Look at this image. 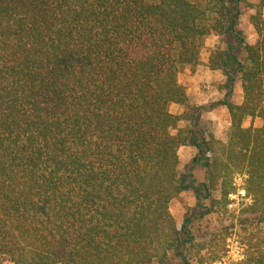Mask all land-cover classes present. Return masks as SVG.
Returning a JSON list of instances; mask_svg holds the SVG:
<instances>
[{"label": "trees", "instance_id": "1", "mask_svg": "<svg viewBox=\"0 0 264 264\" xmlns=\"http://www.w3.org/2000/svg\"><path fill=\"white\" fill-rule=\"evenodd\" d=\"M264 0H0V264H164L191 238L171 202L194 131L182 68L209 36L211 69L240 81L225 142H192L220 198L250 199L232 264H264ZM236 41V42H235ZM241 48L244 55L239 56ZM259 117L260 126H245ZM195 161V160H194ZM221 257L216 255L213 261Z\"/></svg>", "mask_w": 264, "mask_h": 264}, {"label": "rangeland", "instance_id": "2", "mask_svg": "<svg viewBox=\"0 0 264 264\" xmlns=\"http://www.w3.org/2000/svg\"><path fill=\"white\" fill-rule=\"evenodd\" d=\"M256 2L240 0L239 27L248 42L257 39L250 20V4ZM226 41L216 36L206 38L199 64L184 67L179 73V81L185 86L189 97V107L172 104L170 110L177 114L185 110L193 112V117L189 121H182L180 126H189L194 133L191 143L179 149L182 190L172 200L171 209L177 222L187 224L191 239L184 243L180 253L170 252L164 264H232L242 257L243 250L237 243L241 238L238 226L242 209L250 202L244 190V174L237 173L233 177L236 191L228 196V201L220 198V184L211 189V197L204 190L200 199L193 188L205 182L206 169L198 148L192 142L200 143L202 138L209 139L211 136L225 142L231 117L224 100L229 99L234 103L242 100L240 81L235 80L231 89L223 71L209 66V58L214 50L227 51ZM237 52L240 57L244 55L240 47ZM261 124L259 117H249L244 121L245 126ZM219 253L221 257L213 261V257ZM2 264L13 263L6 259Z\"/></svg>", "mask_w": 264, "mask_h": 264}]
</instances>
